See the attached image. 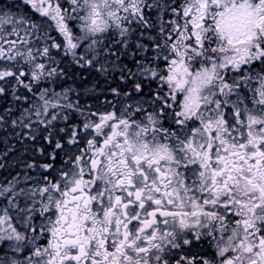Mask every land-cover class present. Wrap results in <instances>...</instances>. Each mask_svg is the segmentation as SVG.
<instances>
[{"label": "snow or ice", "instance_id": "obj_1", "mask_svg": "<svg viewBox=\"0 0 264 264\" xmlns=\"http://www.w3.org/2000/svg\"><path fill=\"white\" fill-rule=\"evenodd\" d=\"M0 132V264H264V0H0Z\"/></svg>", "mask_w": 264, "mask_h": 264}, {"label": "trees", "instance_id": "obj_2", "mask_svg": "<svg viewBox=\"0 0 264 264\" xmlns=\"http://www.w3.org/2000/svg\"><path fill=\"white\" fill-rule=\"evenodd\" d=\"M103 99V97H101ZM7 135V140L5 136ZM11 151L5 157L4 152ZM32 158V147L30 143L26 147L25 143L19 142L10 133L0 132V180L10 178L16 172L21 170L22 162Z\"/></svg>", "mask_w": 264, "mask_h": 264}]
</instances>
